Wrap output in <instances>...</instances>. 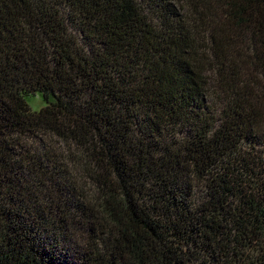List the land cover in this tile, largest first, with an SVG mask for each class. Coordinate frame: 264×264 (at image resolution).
Listing matches in <instances>:
<instances>
[{"label":"trees","instance_id":"trees-1","mask_svg":"<svg viewBox=\"0 0 264 264\" xmlns=\"http://www.w3.org/2000/svg\"><path fill=\"white\" fill-rule=\"evenodd\" d=\"M0 264H264V0H0Z\"/></svg>","mask_w":264,"mask_h":264},{"label":"rangeland","instance_id":"rangeland-1","mask_svg":"<svg viewBox=\"0 0 264 264\" xmlns=\"http://www.w3.org/2000/svg\"><path fill=\"white\" fill-rule=\"evenodd\" d=\"M28 104L32 111H40L46 104L40 96H32L28 99Z\"/></svg>","mask_w":264,"mask_h":264}]
</instances>
